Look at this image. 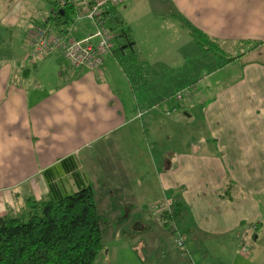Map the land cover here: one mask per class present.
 I'll return each instance as SVG.
<instances>
[{
    "label": "crops",
    "instance_id": "1",
    "mask_svg": "<svg viewBox=\"0 0 264 264\" xmlns=\"http://www.w3.org/2000/svg\"><path fill=\"white\" fill-rule=\"evenodd\" d=\"M124 3L136 57L116 36L98 72L73 69L58 51L33 57L26 37L48 15L23 32L0 11V218L90 186L99 212H112L107 228L121 213L113 206L134 207L120 237L138 258L141 247L140 264H264V0ZM83 20L71 40L93 34ZM183 21L220 52L204 51ZM198 123L204 138L184 140ZM162 199L181 209L159 223L177 230L167 244L149 227Z\"/></svg>",
    "mask_w": 264,
    "mask_h": 264
},
{
    "label": "trees",
    "instance_id": "2",
    "mask_svg": "<svg viewBox=\"0 0 264 264\" xmlns=\"http://www.w3.org/2000/svg\"><path fill=\"white\" fill-rule=\"evenodd\" d=\"M47 2L50 12L43 24H52L61 33L67 34L75 18L71 0ZM107 10L102 13L106 28L114 38L125 39L126 44L121 46L129 49L131 59L135 58L136 51L129 31L121 26V22H117V17H108ZM183 25L204 51L220 52L216 42L186 21H183ZM237 45L245 48L248 44L243 42ZM224 58V63L233 60L229 56ZM121 66L126 73H130L127 71L130 66L125 62H121ZM178 93L183 96V92ZM28 201L27 208L19 215L0 218V264H95L104 250L103 236L107 222L98 210L90 186L71 194H53L44 200ZM180 214L179 205H173L172 214L165 212L162 216L168 222H174L180 218Z\"/></svg>",
    "mask_w": 264,
    "mask_h": 264
},
{
    "label": "built area",
    "instance_id": "3",
    "mask_svg": "<svg viewBox=\"0 0 264 264\" xmlns=\"http://www.w3.org/2000/svg\"><path fill=\"white\" fill-rule=\"evenodd\" d=\"M127 0H71L75 9V21L88 19L94 32L83 40H71L66 33L59 32L52 24H38L34 26L26 37L25 44L36 59H42L54 51L61 52L64 59L73 69H85L98 72L103 67L105 56L114 48V36L106 28L102 13L112 6H119ZM175 98L181 100L182 93H177ZM173 202L165 199L160 206L154 209L162 213H172ZM164 222V221H163ZM184 238L178 236L175 245L178 250L183 249ZM242 254L247 252L245 246L240 249ZM184 252H182L183 254ZM185 254V253H184Z\"/></svg>",
    "mask_w": 264,
    "mask_h": 264
},
{
    "label": "rangeland",
    "instance_id": "4",
    "mask_svg": "<svg viewBox=\"0 0 264 264\" xmlns=\"http://www.w3.org/2000/svg\"><path fill=\"white\" fill-rule=\"evenodd\" d=\"M124 6H126V4L116 7L117 8V11H116L117 16L116 17L118 18L119 24H120V22L123 23L122 22L123 20L119 17L118 12H120ZM1 7H2V10H1ZM0 11L2 13H6V11H7L8 14H11L10 16H11L12 20L15 21L16 23H17V21H20L21 27L23 28V32H24L25 27H26V25H28V21L30 18L35 19L36 21L40 22L48 15V12H47L48 11V5H47L45 0H0ZM84 22H86V20L78 21V22L74 21V23L68 29V38L69 39H71L70 38L71 30L74 27L79 26L80 24H82ZM231 70L232 69H230L229 72L227 73L228 76L230 75ZM127 71L130 72V70H127ZM181 92H183V91H181ZM185 94L183 92L184 97L186 96ZM182 112H183V110L181 111V114H182ZM194 118H196V117H194ZM190 126H191L192 133H190V132L186 133L185 131H183V134H187V136L186 135L183 136V139H184V137H187L189 139L190 136H191V139L192 138H195V139L196 138H204V136H203L204 130H203V127H201L200 123H198V125L195 126L194 128H192V125H190ZM193 141H195V140L193 139ZM197 150L201 151L200 147L197 148ZM70 193H73V192H68V194H70ZM93 193L95 195V200H96V204H97V189H95ZM159 201H163V199L159 200ZM155 204L160 206V204H158V203H155ZM155 204H152V205L155 206ZM154 206L153 207L150 206V209L158 211V209H154ZM113 207L117 208L118 212L119 213L121 212V213L117 216L116 219L112 218L113 220H111V222H109L111 224L108 228L106 226V230H105V233L103 236L104 248H105V250L109 249V254H108L107 258H104V256L101 255L103 253H100L99 256L97 257L96 261H95V264H140V262H139V261H141L139 259L140 255H142V254L144 255L143 252L140 253V250L142 251L141 247L139 248V253H138L139 258H138L137 255L132 254L131 251L122 250L123 249L122 246L125 244V242L122 241L121 240L122 238L120 237L121 233H122L121 227L127 226L126 222H125V220H126L125 213L127 211H129L128 213L131 214L132 208H134V207H132V206H124L123 207L120 205L113 206ZM107 209H110V208H108V207L106 208V213L104 212V215H106L107 218L111 219L110 213L112 214V212H110V210L108 211ZM144 209L146 211L149 210V206H148V208L145 207ZM151 212L149 213L151 216L150 222H149V227L151 229V235L153 236V239H155L157 241H166L165 244H167V242H168L167 238L170 237V239H171L170 233H173V234L176 233L177 234V230L176 231L174 230V229H176V228H174L175 225L170 224L168 229L163 228V226H161L159 224V223L162 224L163 221H165L163 216H161L160 219L157 220V217H155ZM161 212L162 211H159V213H161ZM100 213H103L102 210H100ZM19 214H17V215H19ZM161 214L163 215V213H161ZM167 214H169V213H167ZM117 234H119V235H117ZM135 240H136V244H138L139 243V242H137L138 239L135 238ZM174 246H175V249L177 250L175 243H174ZM137 252H138V250H137ZM245 253H247V252H245ZM241 256H242V254H241ZM184 257H185V254L183 253L181 258H184Z\"/></svg>",
    "mask_w": 264,
    "mask_h": 264
}]
</instances>
